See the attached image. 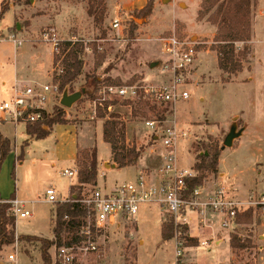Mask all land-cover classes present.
Segmentation results:
<instances>
[{
	"label": "rangeland",
	"instance_id": "rangeland-1",
	"mask_svg": "<svg viewBox=\"0 0 264 264\" xmlns=\"http://www.w3.org/2000/svg\"><path fill=\"white\" fill-rule=\"evenodd\" d=\"M203 1L107 0L106 19L102 25H96L87 12L88 0H34L35 5L31 2L21 7L14 3L15 0H8L9 10L12 5L16 10L14 13L8 10L0 19V104L9 99L8 86H3V82L11 81L17 73L30 75L48 66L52 46L44 41L42 34L53 28L61 39V45L72 40L82 41L85 46L80 54L84 62L83 72L63 92L68 96L79 94L81 98L70 107H65L61 104V96L48 107L50 117L60 113L64 125H54L46 139L36 140L27 134L26 125L0 120V132L12 144V151L0 171V198L11 200L16 196L28 202L27 207L33 213L30 219L17 218V235L43 239L53 237L51 210L56 208L57 203L49 204L45 201L46 190L55 188L59 203H65L61 201L71 198V194L68 196L69 188L76 184V179L65 177L63 171L74 168L77 143L80 146L86 143L97 149V158L102 164L101 172L106 168V161L113 165L110 146L103 140L102 122L98 121L106 122L112 119L111 116H117L119 118L116 120L125 125V133L129 135L127 146L142 148L138 163L143 166L140 170L147 171L160 166L162 147L146 129V120H169L176 123L179 133L186 134L176 148L181 170H193L198 161V153L195 152L197 147L207 152L212 147L221 150L234 121L237 130L245 122L249 124V134L242 140V146L237 147L235 139V144L225 149L223 167L229 175L227 191L237 194L236 202L242 203L247 199L238 207V214L250 208L255 212L252 224L238 223L239 226H235L230 234L238 236L243 242L250 239L252 243L259 244L260 232H254L257 228L254 224H259V219L264 217V170L262 173L254 171L253 161L264 163V0L256 2L252 16L253 35L251 42L246 44L251 50V56L237 78L223 73L218 66V55L213 50L217 26L209 22L208 17L203 20L198 18ZM149 2H152V13L142 16L140 11ZM115 20H119L120 24L117 29L112 27ZM133 23L137 29L134 37H131ZM30 27H34L35 32H31ZM19 32L24 34L23 37H19ZM174 32L179 38L191 39L198 44V59L192 77L187 80L190 99L174 107H154L150 104L146 106L143 102L115 100L117 104L112 112L104 111L105 118L98 114V118L91 119L95 105L98 111L101 109L98 105L99 91L109 80L120 81L121 84L117 86L132 81L133 84L139 81L150 84L161 81L157 66L153 65L161 64L166 58L162 52L161 39ZM12 36L18 40V47L31 41L43 48L33 49L35 58H17L14 51L16 44L10 41ZM236 46L243 49L245 44L237 43ZM26 47L30 49L25 46L18 53L27 50ZM53 56L55 65L48 71V79L44 82L20 83L38 85L55 82L63 74L64 55L61 52L60 55L53 53ZM99 62L101 65H98ZM94 79H99L101 84L95 86ZM193 126H196L195 131L191 130ZM76 168H81L79 160ZM101 172L97 187L102 191H110L116 185L132 182L136 178L135 169L112 167L105 171V175ZM216 177L217 174L208 173L203 185L212 183ZM75 186L74 197H84L93 191L90 186L82 187V190L78 188L79 184ZM252 189L255 191L249 196ZM165 214L166 224L172 220V216ZM159 215L158 209L144 214L142 219H138V230L134 223L129 222L97 230L94 239L99 245V251L80 255L81 264H176V236L174 234L173 239L163 242L159 222H156ZM193 215L196 216L194 213L189 214ZM209 215L210 224L219 227L221 215L213 212ZM180 231L181 240L186 246L188 241L185 238L190 237L188 227ZM139 239H143L145 244L141 246ZM40 247L37 242L10 246L13 254L20 255L19 264H44ZM208 250H201V254H197V264H215L213 260L222 264L230 262L228 244H222L212 253ZM49 253L54 262L55 247ZM236 253L234 264H256L253 248L238 250ZM181 262L186 264V249ZM258 264H264V243Z\"/></svg>",
	"mask_w": 264,
	"mask_h": 264
},
{
	"label": "built area",
	"instance_id": "built-area-1",
	"mask_svg": "<svg viewBox=\"0 0 264 264\" xmlns=\"http://www.w3.org/2000/svg\"><path fill=\"white\" fill-rule=\"evenodd\" d=\"M119 26V20H115L112 27L117 29ZM42 36L44 41L52 46L53 53L60 55L61 39L56 29L52 28ZM10 41L18 44L15 36H12ZM161 42L162 52L166 57L157 66L161 81L155 84L139 81L121 86L105 85L99 91L98 105L101 109L112 112L115 105L111 103L115 100L143 102L154 107L162 105L174 107L190 99L187 80L192 77V70L198 59V44L191 39L179 38L175 32L161 39ZM63 94H61L59 83L53 81L38 85L18 83L14 85L9 99L0 104V119L4 122L26 126L44 125L46 118L50 117L49 105ZM107 104L110 105L106 108ZM91 113V119L98 118L97 105ZM172 123L169 120H146L144 122L150 135L162 147L159 154L161 164L158 168L153 171L141 170L132 182L116 185L110 191H102L96 186L90 195H84L79 201L77 197H73L85 206L87 213L86 226L80 230L82 241L72 246L55 247V263L81 264L80 255L99 251V245L94 239L97 230L118 227L128 222L134 223L144 205H157L162 212L172 216L176 236L174 238L176 264H183L181 258L186 246L181 240L180 230L187 227L188 212H195L202 216L203 225L207 223V215L213 212L221 215L223 229L233 226L241 203L229 199L223 189L210 193L205 192L201 186L195 189L189 198H185L186 180L195 177L196 173L193 170L179 168L176 148L186 134L179 133L176 123L173 125ZM63 175L69 179H78V170L77 168L65 169ZM45 201L50 204L60 202L54 188L46 190ZM69 201L74 200L70 198L61 202ZM7 203L10 205L8 214L16 221L17 218L30 219L33 217L32 211L27 207L28 202L13 199ZM18 243L17 239L15 244L18 245ZM202 246H208V243L204 242ZM9 258L14 260L13 255Z\"/></svg>",
	"mask_w": 264,
	"mask_h": 264
},
{
	"label": "trees",
	"instance_id": "trees-1",
	"mask_svg": "<svg viewBox=\"0 0 264 264\" xmlns=\"http://www.w3.org/2000/svg\"><path fill=\"white\" fill-rule=\"evenodd\" d=\"M257 0H204L201 6V11L198 14L199 20L208 17L209 22L217 26L215 36V45L213 50L218 55V66L220 70L231 77H236L244 70V63L249 62L251 50L248 44L252 39V16ZM15 3L30 4L31 0H15ZM87 12L89 17L93 18L96 25H102L106 19L108 12L107 0H88ZM7 0L1 3L0 19L8 12ZM153 10L152 2L140 11L142 16L151 15ZM137 25L133 23L130 31L131 37H134ZM244 43L243 49H238L236 44ZM60 50L64 55L62 75L56 78L59 83L60 91L63 93L66 87L76 81L82 74L84 62L80 54L85 50L82 41L73 42L65 41L62 43ZM103 60V58H102ZM57 62V61H56ZM98 65H101L99 62ZM133 82V81H132ZM130 82L129 84H133ZM93 84L99 86V79H94ZM107 85H120L121 82L110 81ZM111 104L116 105V102ZM142 104V102H141ZM145 104V103H144ZM110 104L106 105V108ZM149 106V104H145ZM163 107V105L161 106ZM59 113L55 117H47L43 124L27 126V134L36 140L46 139L54 127V125H64V119ZM99 117L105 118L104 110H99ZM111 120H107L103 125L104 142L111 147L112 160L117 165L118 169L136 166L141 158L142 148L128 147L126 144L125 125L117 121V116H111ZM44 126V127H43ZM208 147V146H206ZM211 151H201L199 147L195 149L198 153L197 163L193 171L197 174L195 177L186 180L187 191L185 198H189L195 189L203 186L204 180L208 173L218 174L219 159L221 150L210 148ZM12 151L11 141L0 132V171L6 157ZM77 160L81 163V168L78 170V188L90 186L96 187L98 184V158L97 149L82 150L78 153ZM77 186L70 189L71 198L74 201L65 203H57L56 208L52 211L53 220V239H43L36 236H20L16 235V219L8 214L10 205L1 202L0 198V253L5 246L14 245L18 239L21 244L25 243H40V251L44 264H57L49 253L53 247L72 246L79 244L82 239L80 230L86 226V209L85 206L77 202L74 197V191ZM82 190V189H81ZM81 197H77L79 201ZM254 210L248 209L237 215L236 222L240 224H252L254 219ZM187 230V227H184ZM175 228L173 221H169L162 227V240L167 242L174 238ZM188 241L186 247L197 246V241L190 237L185 238ZM230 246L234 251L255 248L250 239L244 242L236 235H231Z\"/></svg>",
	"mask_w": 264,
	"mask_h": 264
},
{
	"label": "crops",
	"instance_id": "crops-1",
	"mask_svg": "<svg viewBox=\"0 0 264 264\" xmlns=\"http://www.w3.org/2000/svg\"><path fill=\"white\" fill-rule=\"evenodd\" d=\"M1 1H3V0H1ZM7 2H8V0H7ZM31 2L35 5L34 0H31ZM15 4L17 6H19V7H21L19 4H17V3H15ZM15 10H16L15 7H13V5H12V7L10 8L9 11H12V13H14ZM29 29L31 30V32H35L34 31V27H30ZM0 32H1V30H0ZM26 34H29V33H26ZM23 35H24L23 33L19 32V37L20 36L23 37ZM36 45H37V47H36ZM25 46H28V48H30V49H27V47H26L25 49H27V50H25V51H23V52H21L19 54L18 53L19 49L20 48H24ZM35 48L37 50H39V49H41L43 47H41L40 45H38L36 43H32L31 41H28V43L24 42L22 44V46H20V47H18V45H15L14 46V51H15V55L17 53V56H18L17 58H23L24 59L25 56H27L28 58H35L34 57V53H33V49H35ZM54 65H55L54 56H53V51L51 50V58L49 60V64L44 70L38 69L37 71H35L34 74H30V75H24V74L17 73V74H15V76L13 77V79L11 81L3 82L2 85L3 86H8L9 97H10V95L12 94L14 85H16V84H18L20 82H23V81L24 82L25 81L26 82H34V81L35 82L36 81L44 82V80L48 79V76H49L48 75V71H50L53 68ZM234 78H237V76L234 77ZM236 118H239V117H236ZM98 122H102V125H104V123H105L103 121H98ZM235 123H236V121H234L232 123V125L230 126V129L235 125ZM195 127L193 126L191 130L195 131ZM249 130H250V126H249V124H246V122L244 123V126L241 129L237 130V131L241 132L240 137L236 140V142H238V146L237 147H241L242 146L241 145L242 144V140L245 137H247V134H249ZM126 139H127V141H129V135L128 134L126 135ZM234 144H235V142H233V145ZM92 148H94V147L91 146V145H87L86 143L82 144L81 146H80V144L78 145V143H77L76 153L74 154V160H75L74 168H76L78 153L80 151H82V150H87V149H92ZM110 151H111V147H110ZM224 151L225 150L221 149V156H220V159H219V166H218V171L219 172L217 174L216 179L212 183H209L208 185L207 184L203 185L202 189L205 192H210V193L215 192V191L220 190V189H223L227 193V197L229 199L238 201V200H236L237 194H232L231 191H229V190L227 191V189H226V183L229 180V175H228V170L223 167V164H224L223 153H224ZM111 157H112V154H111ZM111 161H112L113 165H111V162L106 161L104 163L106 168L101 172L102 164L98 160L99 173L101 172L102 175L103 174L105 175L106 172L109 169H111L112 167L115 168V169H118L117 165L113 162L112 159H111ZM142 167L143 166L141 165V163H138L137 166L128 167V168H125V169H135V171H136L135 174L137 175L139 173V171H141L140 169ZM253 168H254V171H257L258 173H262V171L264 170V163H256V160H254L253 161ZM99 173H98V176L100 175ZM77 184H79L78 183V179H76V184H73V185L70 186L68 196L70 195L71 187H73V186H75ZM257 184H258V182L256 180V186H257ZM256 186H255V188H256ZM254 191L255 190H253V189L250 190L249 196ZM13 199H18V198L15 196ZM13 199H11V200H13ZM11 200H2L1 202L7 203V202H9ZM19 200L24 201L22 199H19ZM246 200H243L242 203L246 202ZM54 209L55 208L53 207L52 210H51L52 226H53L52 211ZM154 209H158L160 211V215H159L160 218H159V220H156V222H159L158 223L159 224V229L161 231V236H162V227L165 224V216H166V214L164 212H162V210L157 205H144V206H142L141 210H140V212H139V214H138V216H137V218H136V220L134 222V224H135V226H136V228L138 230L139 229L138 225H137L138 224V219H142L144 214H146L147 212H152V210H154ZM142 210H143V213H142ZM191 213L196 214V216H194V215L193 216H189V214H191ZM208 216H210V215H207V223H206V225H203L202 216H200L199 214H197L195 212H188V214H187V219H188L187 227H188L189 236H190V238L195 239L198 244H197V246H192V247H186L185 248L186 249V264H197V256H198L197 254H201V250L209 249L208 252L212 253L213 251L215 252L216 249L218 250V248H220V246L222 244H228L229 245L230 262L228 261V262H225L224 264H234L233 257L237 256V253L230 246V240H231L230 232L233 231L235 226H237V225L239 226V224L236 222V224L231 226L229 229H223L222 226H221V222H220V226L219 227L210 224L211 220L210 221L208 220L209 219ZM259 221H260L259 224L258 223L254 224L255 227H257V228H255L254 232L255 231L256 232L257 231L260 232V235H258V239H259V244L260 245L258 243H256V242L253 243V245H255V248H253V250H255V256H256L255 263L256 264H258L259 256L263 252V243H264V217L263 218L261 217L259 219ZM254 225H252V226H254ZM136 234H137V236L139 238L140 236H139L138 232H136ZM16 235H17V232H16ZM17 237H20V236L17 235ZM52 238H48V239H52ZM249 238H251V237H249ZM45 239H47V238H45ZM204 242H207L208 246L203 247L202 243H204ZM22 243H25V242H22ZM139 243H140L141 246L145 244L143 239H139ZM211 243L213 244L212 246L214 247V249H213V247H211ZM29 244H31V243H29ZM10 246H12V245H10ZM10 246H5L3 248V250H2V252L0 253V264H19V256L20 255L19 254H17V255L13 254V251L11 252ZM11 255L14 256V260H10L9 257ZM175 261H176V259H175ZM216 261H218V260H216ZM212 262H214L215 264H222L221 262H215V260H213Z\"/></svg>",
	"mask_w": 264,
	"mask_h": 264
},
{
	"label": "water",
	"instance_id": "water-1",
	"mask_svg": "<svg viewBox=\"0 0 264 264\" xmlns=\"http://www.w3.org/2000/svg\"><path fill=\"white\" fill-rule=\"evenodd\" d=\"M158 66L157 64H154L153 67ZM81 98L79 94H74L71 96H68L66 93L63 94L61 104L65 107H70L74 102L78 101ZM241 135V132L237 131V126L234 125L229 135L226 137L224 141V147L222 150H225L226 148H231L233 146V142L235 139H238Z\"/></svg>",
	"mask_w": 264,
	"mask_h": 264
}]
</instances>
